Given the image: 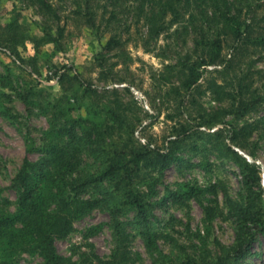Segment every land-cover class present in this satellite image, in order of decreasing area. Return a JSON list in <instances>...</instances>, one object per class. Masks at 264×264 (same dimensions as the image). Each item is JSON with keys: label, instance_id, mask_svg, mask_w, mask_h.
I'll return each mask as SVG.
<instances>
[{"label": "trees", "instance_id": "obj_1", "mask_svg": "<svg viewBox=\"0 0 264 264\" xmlns=\"http://www.w3.org/2000/svg\"><path fill=\"white\" fill-rule=\"evenodd\" d=\"M23 1L50 20L52 25L44 26L45 42L58 46L64 37V26L59 25L61 16L54 6L55 0ZM68 1L70 10L64 19L79 21L98 41L105 40L94 61L102 75L98 80L107 85L122 82L112 72L117 63L108 66L110 59L126 57L125 46L129 41L123 40L122 32L112 26L114 13L105 20L103 14L98 15L99 0ZM127 2L145 23V44L158 40L173 27V35L191 34V49L175 65L180 84L173 91L176 95L182 90L185 97L191 96L198 90L206 68L216 67L199 96L209 94L220 107L200 115L196 125L187 120L179 123L163 148L152 147L148 142L138 144L128 108L116 90L98 88L82 73L70 72L65 66L51 67L53 76L46 79L56 80L62 90L54 102L33 87L17 94L26 106L48 118V129L42 134L43 145L31 149L39 155L37 161L26 156L12 178L16 200L13 212H0V253L2 257L6 251L16 250L34 254L42 264H137L129 249L133 234L124 230L134 227L142 228L139 235L152 253L151 264H239L250 254L258 235H264V190L259 167L233 148L246 149L242 140L264 129V115L239 128L225 120L230 117L241 120L264 107V84H261L264 69L252 66L253 56H257L256 62L264 64V13H258L264 0ZM225 49L229 50L227 56L223 55ZM83 101L85 116L76 115ZM9 113L10 110L1 112L7 117ZM205 127L208 131L200 130ZM214 127L219 128L210 132ZM185 142H192L194 148L198 142L204 143L233 162L239 170L244 195L240 201L225 199L227 217L233 224L232 244H218V252L214 254L200 248L203 252L199 255L189 254L179 245L180 254L171 257L158 249L151 234L157 232L154 236L174 241L164 228H152V208L169 204L184 207L188 200L202 195L204 189L180 185L176 190L167 189L166 195L157 201L150 198L157 194L156 186L162 183L165 168L179 160L174 152ZM97 190L99 196L87 197ZM102 205L109 217L107 226L112 229L110 256L104 259L88 253L71 261L58 255L55 241L68 235L76 220ZM119 216L129 217L121 222ZM171 221L181 224L178 219Z\"/></svg>", "mask_w": 264, "mask_h": 264}, {"label": "rangeland", "instance_id": "obj_2", "mask_svg": "<svg viewBox=\"0 0 264 264\" xmlns=\"http://www.w3.org/2000/svg\"><path fill=\"white\" fill-rule=\"evenodd\" d=\"M69 2L54 1L61 16L59 25L64 26V37L55 46L46 43L43 35L44 26L52 23L42 17L35 6L23 0H0V212L14 211L16 197L12 178L26 156L31 161H37L39 155L31 149L43 145L42 134L48 129V118L31 106H26L17 94L33 87L42 90V95L54 102L61 96L62 90L56 80L46 79L53 76V66H65L71 69L70 72L82 73L98 88L116 90V95L128 108L138 144L148 142L152 147L163 148L172 139L179 123L187 120L189 124L196 125L200 115L220 107L209 94L199 96L206 80L214 75L216 67L213 66L206 68L198 90L192 92L191 96L185 97L182 90L175 95L173 89L180 84L175 65L191 49V34L173 35V27L158 40L145 44V23L127 0H99L101 9L98 15L103 14L106 20L114 13L112 26L122 32L123 40L129 38L125 46L126 57L108 62L109 67L117 63L112 72L122 78V82L107 85L99 81L102 75L94 61L105 40L98 41L79 21L64 19L70 10ZM260 10L259 14L264 13V6ZM126 29H129V33H126ZM228 54L229 50L225 49L223 55ZM253 58L252 66L264 69L263 63L255 61L257 56ZM261 84H264L263 78ZM37 100L42 101L40 98ZM84 103L81 102V108L77 107L76 115L85 116ZM6 110H10V117L1 114ZM263 115L264 107H261L241 120L230 117L225 121L239 128ZM218 128L214 127L210 132H216ZM200 130L208 131L207 127ZM242 143L246 149H233L259 167L264 190V129L251 133ZM174 156L179 160L165 168L162 183L156 186L157 194L150 199L157 201L166 195L167 189L176 190L180 185L203 188L204 193L188 200L184 207L175 204L153 207L150 217L152 228H164L165 234L169 233L174 241H164L154 236L157 232L151 234L158 242V249L171 257L180 254L177 249L179 245L184 246L189 254H201L203 250L200 248L217 253L219 245L229 246L233 242V224L227 217L225 199L240 201L244 195L239 170L233 162L201 142H198L197 148L193 147L192 142H185L175 150ZM91 194L99 196V190L89 192L87 197ZM106 211L102 205L76 220L71 232L55 241L57 254L71 261H77L88 253L108 258L113 239L112 229L107 226L109 217ZM128 217L119 216L118 219L125 222ZM172 219L180 220L181 224L173 223ZM99 225L100 229L92 232ZM167 226L169 228L166 229ZM124 230L133 234L129 249L136 263L151 264L152 253L146 249L143 237L139 235L142 228L124 227ZM158 238L160 240L157 241ZM5 253V257L0 253V264H42L34 254L17 250ZM239 264H264V235H258L250 254Z\"/></svg>", "mask_w": 264, "mask_h": 264}]
</instances>
